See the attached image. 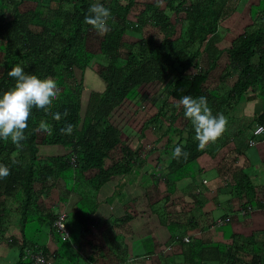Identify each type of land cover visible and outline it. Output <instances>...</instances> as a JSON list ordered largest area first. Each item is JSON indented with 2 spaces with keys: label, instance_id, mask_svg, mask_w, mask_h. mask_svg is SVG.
I'll return each mask as SVG.
<instances>
[{
  "label": "trees",
  "instance_id": "16d2710c",
  "mask_svg": "<svg viewBox=\"0 0 264 264\" xmlns=\"http://www.w3.org/2000/svg\"><path fill=\"white\" fill-rule=\"evenodd\" d=\"M232 1L101 0L111 16L108 28L98 31L84 21L94 0H0V90L15 83L9 70L20 64L42 80L56 81L59 93L51 110H68L59 121L34 110L22 147L0 140V162L10 168V175L0 178V255L6 252L0 262L15 246L19 252L12 264H37L29 256L32 250L43 251L53 264H264V188L254 184L248 167H236L238 159L227 156L237 135L227 124L220 137L200 149L192 123L178 106L183 95H206L213 113L227 116L244 109L250 89L261 86L264 95V0L242 29L227 21L236 11ZM186 20L189 37L182 41L179 27ZM225 26L231 35L222 37ZM143 102L150 107L144 110ZM126 103L135 110L122 124L126 119L117 113ZM242 120L240 136L244 127L264 126V112L248 125ZM45 121L51 132L41 131ZM65 121L74 124L70 135L60 132ZM154 121L163 123L162 134L154 139L156 149H145L147 160L160 161L155 152L161 150L172 161L155 181L144 184V194L150 205L159 197L172 204L164 223L169 242L163 246L152 234L137 235L131 212L110 224L101 219L104 230L91 234L92 190L137 166L142 170L146 161L138 158ZM177 144L189 152L187 159L175 157ZM198 161L204 162L199 172L192 170ZM212 169L220 173L218 188L234 193L237 209L226 224L210 231L215 218L204 208L202 196L209 192H197V174ZM249 207L255 209L251 214ZM62 212L68 239L57 233L47 244H28L26 223L37 219L53 234ZM218 231L221 238L212 233Z\"/></svg>",
  "mask_w": 264,
  "mask_h": 264
},
{
  "label": "clouds",
  "instance_id": "9594fccd",
  "mask_svg": "<svg viewBox=\"0 0 264 264\" xmlns=\"http://www.w3.org/2000/svg\"><path fill=\"white\" fill-rule=\"evenodd\" d=\"M110 16L111 9L106 3L94 0L87 9L84 21L98 31H105ZM9 75L15 78V83L7 90H0V140L10 139L18 147H22L28 139L26 134L29 132L34 110L46 112L48 117L57 121L61 120L62 115L67 116L68 110L65 109L63 113L59 110L54 112L51 110L59 93L56 81L42 80L26 72L20 64L14 65L9 70ZM178 106L183 107L184 116L192 123L200 149H205L209 142L215 141L225 131L227 117L223 113H213L206 95H183L178 101ZM73 130L74 124L70 121H65L64 126L60 128L61 133L69 135ZM41 131L47 133L52 129L45 121L41 124ZM173 154L176 158L187 159L189 156V152L181 144L174 147ZM9 175V166L0 162V178ZM197 192L200 193L199 190ZM32 252L36 251L32 250ZM48 263L47 260L46 264Z\"/></svg>",
  "mask_w": 264,
  "mask_h": 264
},
{
  "label": "rangeland",
  "instance_id": "374dc122",
  "mask_svg": "<svg viewBox=\"0 0 264 264\" xmlns=\"http://www.w3.org/2000/svg\"><path fill=\"white\" fill-rule=\"evenodd\" d=\"M244 1L245 0H234V1H232L234 6L236 7V9L238 7H240V8H238V12H239V10L244 8V5H245ZM253 9L254 10H252V16H254L258 12L257 9H259V8L254 7ZM238 17H239V20L237 22H239L240 26L247 24V23H251L247 12H243V14H241ZM235 19H236V17H232L233 21H235ZM246 19H247V22H245ZM189 23L190 22L186 20L182 23V26L179 27L180 28L179 30H181V40L182 41L188 40ZM234 24H236V23H234ZM232 31L235 33L237 32V30L234 28L232 29ZM219 34L222 37L231 35L229 29L226 26L220 28ZM228 39H231V36H229ZM93 88H96V87L93 86ZM155 101H157L156 105H159L161 99L158 97L157 99H155ZM147 103H144V104H146L144 110H146V108L148 109L150 107ZM128 104L129 103H126L123 106H120L118 109L117 114H119L120 117H122V118L125 117V119H126V120H123V122H121L122 124H126L128 122L127 119L131 117V114H132L131 111H133V109L135 110V108L133 106H132V108L128 107L127 106ZM130 109H131V111L129 112ZM151 112L153 113L154 111L152 110ZM162 124L158 121H154L153 123L149 124L147 132L145 133L146 136H148L149 133L154 134L156 137L160 136L162 134V132L159 130H162V128H161ZM167 125L168 124L166 123V125H164V128ZM231 126L232 125H230V127ZM150 130H152V131H150ZM155 131H157V133ZM175 137L178 138V136H174V138ZM152 139H153V136H152ZM158 146H159V144H158ZM210 147H211V145H210ZM158 154L159 153H156V155H158ZM166 162H161L160 167H164ZM153 164H155V166L158 165V161L153 162ZM198 169H199V161L192 167V170H194V171H198ZM214 170H216V169H212V171H210L209 173L206 172L207 174L206 173L200 174V176H201L200 179L207 178L211 181H214V183L217 182L219 179L220 173L216 172ZM144 171H145V169H144ZM67 172H69V176H70L71 170H69V169L66 170L65 174H68ZM74 174L76 177L80 176L77 174V172H75ZM122 177L121 178H113L111 180V182H108L107 184L103 183L105 185L101 186V190H95V191L92 190V194H94L93 205L95 206V208H97L98 211H102L105 214L104 219H106V222L108 224L111 223V222H109L110 220L114 221L115 217H119V216L124 215V213L126 211L131 212L132 216H133V218L131 220V225L135 226V231H136L137 235L147 236V235L152 234L155 237H157V239L159 238L160 240H164V239L169 240L170 232L164 223L167 220H169V213H170V211L173 210L171 208L172 204L167 203L163 199V197H159L157 199V200H161L157 204H155V205H154V203L152 205L149 204V200H148V198L145 197V194H144L145 193L144 183H147L146 182L147 180L145 181L143 178H146L147 176L142 175L139 172V170L136 169L132 173H127L126 175L125 174L122 175ZM119 181H122V182L119 184ZM75 182L78 183L79 180L76 179ZM180 183H182V182H180ZM97 193L99 194L98 197L96 196ZM136 197H139V199H140V200H138V202H135ZM114 198H116V200ZM77 203H79V202H77ZM77 203L72 205V208H75V209L78 208L79 206H76ZM228 204H225V205L223 204L224 205L223 209L216 210L213 213L214 218H217L218 220H220L219 219V218H221L220 216L224 215L225 213L230 215L231 212L229 211V205ZM110 205H113L114 207L113 206L111 207ZM54 211L55 212H61V209L55 208ZM69 216H74V213H72V210L69 211ZM161 224H163V226H161ZM40 225L41 224L37 219H35L33 221H29L28 223H26V226H25L26 232L25 233H26V237L28 239V244H36V243L43 244V243H46L49 241V237L52 234V232L50 233V230H48L47 224L44 225L43 227H41ZM163 227L165 229H163ZM224 229L229 230L230 225H226L224 227ZM162 230H166L165 233H163V234L159 233ZM54 235H57L55 231L53 232L52 236H54ZM57 236H59V235H57ZM164 236H165V238H164ZM55 238H57V237L55 236ZM60 250H62V248ZM10 251H11V255L8 257L6 256L7 258L4 259L5 261L1 260L0 264H12V261L15 260V257L18 255L19 249H18V247L14 246V247L10 248ZM70 251L72 252L73 250L71 249ZM5 255H6V252H2V255H0V256L2 257ZM61 256H63V255H61ZM64 259L65 258L63 257L60 260L64 261ZM181 260L182 259L180 257L176 259V261H178V262ZM162 263H164V261Z\"/></svg>",
  "mask_w": 264,
  "mask_h": 264
},
{
  "label": "crops",
  "instance_id": "0c3cea01",
  "mask_svg": "<svg viewBox=\"0 0 264 264\" xmlns=\"http://www.w3.org/2000/svg\"><path fill=\"white\" fill-rule=\"evenodd\" d=\"M244 2H245L244 8H242L238 12V8H240V7H238L236 9V11L232 14V16L227 19V21L229 23H236L234 25L237 28L240 26L239 22H237L239 20L238 16L243 14V12H247V14L249 16V19H250V15H249L250 13L249 12L254 10L253 9L254 7H257V4L260 2V0H245ZM257 11H258V9H257ZM257 13L259 14V12H257ZM257 13H256V15H257ZM232 17H236L235 21L232 20ZM250 21H251V19H250ZM245 22H247V19L245 20ZM250 24L251 23H247V24L241 25L239 27V29H242L243 27L248 28V26ZM260 87L261 86H256L254 88V90L250 89V91H248V93L246 95L247 102H246V104L244 106V109H242L241 112L238 111V110H235V111L232 112V114H229V113L227 114V116L229 118V119H227V124L232 125L229 128L230 132H233L234 134H236L237 135V139L239 140L238 142H236L235 146H231V144H230V154L227 155V156L230 159H232L233 161H235V159H238L235 162V166L236 167H238V166L239 167H248L247 171H249V174L252 177L254 184L256 186H259V188L260 187L264 188V134L261 136L262 140H260L256 145L252 146L250 144V141L255 138L254 128L253 127L252 128L251 127H244L243 128V130L245 129L244 136H240L239 135V131H238V130H240V126H239V123H238L239 120L243 119L242 120V125H244V124L248 125L252 120L257 118L259 115H261L264 112V95H263V90ZM150 131H152V130H150ZM155 132L157 133V131H155ZM152 136H153V139H152ZM144 139H147V141H145V140L143 141L144 149H143V152L141 154V159L139 160V158H138V161L140 162V161H142L144 159L146 161V163L149 164V165H147L146 163H141L142 164V170H140V168L138 166L136 167V169L139 170L140 173H142V171H143L144 176H147L146 178H143L145 181L147 180L146 182H153V181H155L153 177H159L162 174V172L168 168V166H169V164H170V162L172 160L168 156L167 153H165L164 151L159 150V151L155 152V153H159L161 155V157H162L160 161L157 160L158 161V165L155 166V164H153V162H152V164H150L148 162V160H147L149 158L146 157L147 151L145 149H147V148L156 149L158 147L156 141H154V139H156V136L154 134H150L149 133L147 138H144ZM225 149L227 150L228 147L227 148L225 147ZM243 150H244V152H241ZM224 154H226V153L222 152L219 155L223 156ZM161 162H166L164 167H160V163ZM199 162H201L202 165L204 164V162H202V161H199ZM144 169H145V171H144ZM217 169L214 170V171L217 172ZM210 171H212V170H210ZM200 174H202V173H200ZM200 174H197V185H198L197 191L199 190L200 193L209 192V196H205V195L202 196V199L204 200V203H205V207L204 208L205 209L207 208L213 215V213L216 210L223 209V206L225 204L229 203L228 204L229 205V211L232 214L233 211L235 209H237V208L234 207V204H233L234 202L232 203V199L234 197L233 196L234 193L232 194L231 189L230 190L227 189L226 191H222V190H220V188H218V183H217L218 181L214 183V181H211V180H209L207 178L200 179L201 178ZM121 177L117 176L115 178H121ZM204 180H206V183H204ZM122 181H119V184ZM98 195L99 194L97 193L96 196L98 197ZM114 199L116 200V198H114ZM74 200L75 199H73V201ZM138 200H140L139 197H136L135 198V202H138ZM235 204H237L236 201H235ZM110 206L112 207L113 205H110ZM249 208H251V207H249ZM249 208H248V210H249ZM254 211H255V209L254 210L252 209L250 214L252 212H254ZM93 212H94V214H93L92 217L93 218L95 217L94 218L95 219V222H94L95 223V225H94L95 228L91 231V234L94 235V233H96V229L99 230L101 228L102 230H104L103 229V227H104L103 225L104 224L101 221V219L104 218L105 214L102 211H98L97 208H95V206L93 208ZM126 212H128V211H126ZM242 212L243 211L241 209L240 214H242ZM250 214H248L246 216H249ZM225 215L229 216V214L225 213L224 215L220 216L221 218H219V219H222V218L226 217ZM227 218L230 219L231 216H229ZM227 218H224V219H227ZM247 219H250V218H247ZM217 220H218L217 218L214 219V223L215 224L213 223L211 225V228H210L211 230L210 231H213L215 228H218L219 226H223L224 224H226L229 221V220H226L224 222V224L219 225L218 227H213V226H217V224H216ZM89 223L90 222H88V224ZM130 224H131V222H130ZM161 226H163V224H161ZM132 227H133V229H135L134 225ZM231 227H232V231H237L236 227L233 228V225H231ZM12 228H15V226H13ZM163 229H165V228L163 227ZM54 231L55 230H53V232ZM165 231L166 230H162L159 233L163 234V233H165ZM212 233L217 238H219V237L221 238L222 237L220 231H218L216 233L215 232H212ZM56 234H57V232H56ZM83 234L81 235V238H82ZM52 235H50V238H52V237L55 238V236H52ZM85 235H87V233ZM96 235H99V233H96ZM170 237H169V240H170ZM185 237H190V236H185ZM164 238H165V236H164ZM155 240L158 242V244H161L163 246H166V244L169 242L168 239L160 240L159 238L157 239V237H155ZM1 248H3V247L1 246ZM7 249H8V247H7ZM42 253H43V255H45L43 251H42ZM143 260L144 259L141 258V259H138L137 262L139 263L140 261H143ZM48 264H53V263L49 262Z\"/></svg>",
  "mask_w": 264,
  "mask_h": 264
},
{
  "label": "built area",
  "instance_id": "2783aa9c",
  "mask_svg": "<svg viewBox=\"0 0 264 264\" xmlns=\"http://www.w3.org/2000/svg\"><path fill=\"white\" fill-rule=\"evenodd\" d=\"M254 134H255V138L252 139L250 141V144L256 145L259 140L258 138H260L263 134H264V126H257L254 130ZM73 156L72 161L74 162L76 159V155L75 153L72 152L71 154ZM204 183H206V181H204ZM252 210L251 208H249V211ZM229 220V219H226ZM225 219H220L216 222L217 226L224 224V222L226 221ZM55 226L57 229V233L58 235L64 240V239H68L69 238V230L67 228L66 225V214L63 212L61 213V215L59 216V218L57 219V221L55 222ZM185 240L188 242L189 238L186 237ZM29 256L31 259H33L35 261V263H39V264H46L47 260L45 258V256L43 255L42 251H37V252H30Z\"/></svg>",
  "mask_w": 264,
  "mask_h": 264
}]
</instances>
